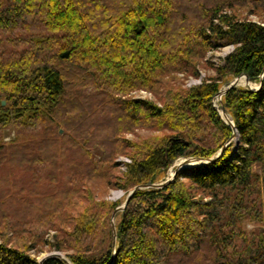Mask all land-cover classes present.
Instances as JSON below:
<instances>
[{
  "label": "trees",
  "instance_id": "1",
  "mask_svg": "<svg viewBox=\"0 0 264 264\" xmlns=\"http://www.w3.org/2000/svg\"><path fill=\"white\" fill-rule=\"evenodd\" d=\"M243 10L264 12V0H0V264H67L40 262L44 245L73 264L107 261L118 201L99 193L215 154L233 129L212 98L243 73L260 87L221 96L235 148L135 189L110 264H264V26ZM225 44L214 75L174 83ZM136 128L157 132L128 138ZM119 154L130 158L122 172Z\"/></svg>",
  "mask_w": 264,
  "mask_h": 264
},
{
  "label": "rangeland",
  "instance_id": "2",
  "mask_svg": "<svg viewBox=\"0 0 264 264\" xmlns=\"http://www.w3.org/2000/svg\"><path fill=\"white\" fill-rule=\"evenodd\" d=\"M242 13L246 14L248 16V18H250L254 21H258L260 24H262L264 26V12L257 14L255 12H248L246 10H243ZM232 49H233L232 44H225V45H222L216 49L209 50L207 52L205 58H207V61H209L211 63L210 65L207 64V65L199 66L198 76H194L191 74H184L183 72H176L177 78L174 79V83L179 85V87H187L190 85H195V84L200 83L203 80V78H205L207 76L214 75L216 72L214 69V65L219 64L222 61L221 60L222 57L224 55H226L228 52H230ZM231 76L232 75H228V77L225 80L230 81L233 78ZM225 80L220 83V87H219L220 90L223 89L227 85V81L225 82ZM258 83L259 82L257 80H250L249 78H248V83H247L245 81L244 76L241 74V75H239V78L237 80L236 85L246 86V87H249V85H251L252 87H256L258 85ZM134 93L137 97H149L151 99L156 100V97L151 92H149L145 89H138ZM213 103L216 104L217 106H219V102H218L216 95L213 97ZM220 116L223 118V116L221 114H220ZM155 132H157V131H155L153 129H149V128H136L132 132H126V136L128 138L136 140L140 137L147 136V135L155 133ZM9 136H12V134L9 133V135L6 136L5 138L7 139ZM38 136H39V134L37 132H34V131H26L22 135V137H24V138H34V137H38ZM231 146H232V148H235L236 141L233 140V143ZM181 158L182 157H179L175 161H173V163L170 164L164 170V172L160 175V178L158 181L163 180L165 177H167L172 172V169L174 168V166L178 163V161ZM116 160L118 161V171L122 172L125 169V163L130 161V158L127 154H119V155H117ZM126 194H127V191H125L123 188L117 187V188H108L107 191L99 193V197H103V198L113 200V201L117 200L118 204H121L124 201ZM119 215H120V210H117L115 212V214L113 215L114 224L119 219ZM110 216H111V213H110ZM110 216L106 222L107 226H105V229L108 228V225L111 229V222H110L111 217ZM242 224H243V227L247 230H251L256 225L254 223V221H252L250 219H245ZM50 231H53V230H50ZM111 233H112V230H111ZM97 237H99L102 240V238L104 237L103 232L101 234H99ZM111 238H112V234H111ZM50 253H62L65 255V250L48 249L47 246L44 245L43 250L39 251L35 256L37 259L40 260L42 257H44Z\"/></svg>",
  "mask_w": 264,
  "mask_h": 264
},
{
  "label": "water",
  "instance_id": "3",
  "mask_svg": "<svg viewBox=\"0 0 264 264\" xmlns=\"http://www.w3.org/2000/svg\"><path fill=\"white\" fill-rule=\"evenodd\" d=\"M263 71H264V67H263ZM242 75L244 76L245 81L248 83V76L246 74H244V73ZM262 76H263V72L260 74V78H262ZM238 78H239V75L234 76L230 81H227V85L223 89H221V90L218 89V91L214 94V96L215 95L217 96V99H218V102H219V106H217L216 104L213 103L214 106L217 108L219 113L223 116L225 121L228 122L231 125L232 129H233L229 139L223 143V145L218 149V151L215 154H213V155H211L209 157H202V156H198V155L181 156L182 158L174 166V168L172 169V172L167 177H165L163 180L153 181V182H145V183H140V184H136V185L132 186L127 191V194H126V197H125L124 201L121 204H117L115 206V208L111 212L110 222H111V230H112V251H111V255L109 256L107 261H105L103 264H110L112 259H113V257H114V253H115L114 246H115V241H116V228H115V224H114V221H113V215L115 214V212L117 210H123L125 208L126 203L128 202L130 195L132 194V192L135 189H137V188H146V187H153V188L162 187V186L166 185L168 182H170L171 180L174 179V177H175V175H176V173H177V171L179 169L186 168V167L193 166V165L200 164V163H204V162L209 161V160H213V159H215L216 157H218L222 153L225 145L230 140L235 139V141H237L238 135H237V131H236L235 125H234V123L232 121V118L229 115V113L222 106L221 96H222V94H224L226 92V90L228 88L236 85ZM260 85H261V81H259V83H258V85L256 87H252L251 85H249V88L256 89V88L260 87ZM212 101H213V98H212ZM3 102H4V100H2V103ZM51 254H54V255H56L58 257H61L67 264H73L71 262V260L68 257H66L64 254H62V253H50V254L44 256L42 259H44L45 257H47V256H49ZM41 261L42 260H40V262Z\"/></svg>",
  "mask_w": 264,
  "mask_h": 264
},
{
  "label": "bare ground",
  "instance_id": "4",
  "mask_svg": "<svg viewBox=\"0 0 264 264\" xmlns=\"http://www.w3.org/2000/svg\"><path fill=\"white\" fill-rule=\"evenodd\" d=\"M235 128H236V127H235ZM236 131H237V129H236ZM237 135H239L238 131H237ZM233 140L235 141V139H233ZM237 140H238V139H237ZM236 144H237V141H236ZM51 255H54V254H51ZM65 256H66V255H65ZM66 257H67V256H66ZM42 258H43V257H42ZM42 258H41L40 260H43ZM45 258H46V257H45ZM60 258H61V257H60ZM40 260H39V261H40Z\"/></svg>",
  "mask_w": 264,
  "mask_h": 264
}]
</instances>
